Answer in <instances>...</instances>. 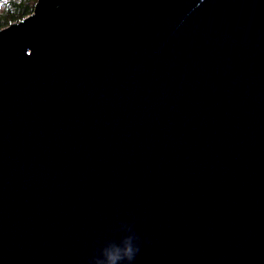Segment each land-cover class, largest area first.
<instances>
[{
	"label": "water",
	"instance_id": "1",
	"mask_svg": "<svg viewBox=\"0 0 264 264\" xmlns=\"http://www.w3.org/2000/svg\"><path fill=\"white\" fill-rule=\"evenodd\" d=\"M126 240L264 264V0H37L0 29V264Z\"/></svg>",
	"mask_w": 264,
	"mask_h": 264
},
{
	"label": "trees",
	"instance_id": "2",
	"mask_svg": "<svg viewBox=\"0 0 264 264\" xmlns=\"http://www.w3.org/2000/svg\"><path fill=\"white\" fill-rule=\"evenodd\" d=\"M37 0H0V29L32 14Z\"/></svg>",
	"mask_w": 264,
	"mask_h": 264
},
{
	"label": "clouds",
	"instance_id": "3",
	"mask_svg": "<svg viewBox=\"0 0 264 264\" xmlns=\"http://www.w3.org/2000/svg\"><path fill=\"white\" fill-rule=\"evenodd\" d=\"M137 251L138 248L131 241L126 240L123 247L113 246L103 249L101 264H121L122 261H127L130 264Z\"/></svg>",
	"mask_w": 264,
	"mask_h": 264
},
{
	"label": "rangeland",
	"instance_id": "4",
	"mask_svg": "<svg viewBox=\"0 0 264 264\" xmlns=\"http://www.w3.org/2000/svg\"><path fill=\"white\" fill-rule=\"evenodd\" d=\"M4 1H7V0H4Z\"/></svg>",
	"mask_w": 264,
	"mask_h": 264
}]
</instances>
